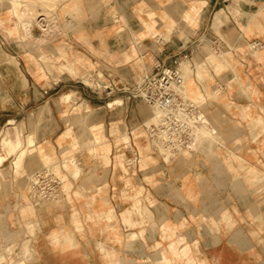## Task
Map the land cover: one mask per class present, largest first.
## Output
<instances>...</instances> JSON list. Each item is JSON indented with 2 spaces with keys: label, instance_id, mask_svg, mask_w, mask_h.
<instances>
[{
  "label": "crops",
  "instance_id": "1",
  "mask_svg": "<svg viewBox=\"0 0 264 264\" xmlns=\"http://www.w3.org/2000/svg\"><path fill=\"white\" fill-rule=\"evenodd\" d=\"M43 1L0 0L1 240L12 243L16 217L29 218L14 209L25 198L46 218L39 251L42 231L67 224L102 254L118 255L127 230L159 248L157 264H264V0ZM206 42L223 52L197 85L220 141L166 162L144 128L151 109L119 89L157 64L207 60ZM7 131L35 140L16 190ZM46 167L57 169L60 203L32 202L20 186ZM62 231L53 237L68 239Z\"/></svg>",
  "mask_w": 264,
  "mask_h": 264
},
{
  "label": "rangeland",
  "instance_id": "2",
  "mask_svg": "<svg viewBox=\"0 0 264 264\" xmlns=\"http://www.w3.org/2000/svg\"><path fill=\"white\" fill-rule=\"evenodd\" d=\"M201 47V50L206 51V55H208L207 60L202 61V59L200 60H195L192 61L191 59L185 58L182 59V61H185L184 63H188V68L187 70H185L186 74V80H187V89H188V94L191 96H196L198 94L201 93L200 88H197V85H200V81L197 77V73L199 72L200 69H206L207 65H213V66H218L220 64H222L220 62V60L218 61L219 58L222 57H217L216 55L213 54V50H211L210 45H208L207 43L203 44ZM223 52L219 53L218 55L222 54ZM198 61H200V64H196L198 63ZM202 61V62H201ZM181 62L179 63L178 67L180 68L181 66ZM217 62V63H216ZM216 63V64H215ZM191 66V67H189ZM147 76V75H146ZM145 76H143L142 78H144ZM196 78V81L192 84H188V81L191 78ZM142 78L138 79L141 80ZM136 81V80H135ZM86 84L93 86V82L91 80H85ZM134 82V81H133ZM130 84V83H129ZM194 89V90H193ZM128 96H129V92H125ZM131 97V96H130ZM134 98V97H131ZM134 99H138L140 100V98L135 97ZM71 100H76L75 96L72 98H70L67 101H71ZM142 101V100H140ZM144 102V101H142ZM145 103V102H144ZM147 106H149L147 103H145ZM77 106H75L76 108ZM149 108L151 109L150 111H154L150 106ZM154 121V120H153ZM153 121H145L144 123V128H146V126H149L151 122ZM8 132V131H7ZM7 132L4 133L3 137L7 134ZM9 134V133H8ZM15 137H19L22 139V141L24 142V138H22V134L20 131H18L17 135ZM128 139V138H126ZM163 154V153H162ZM160 152V155L162 156V158L164 157ZM187 154V153H184ZM167 159V160H166ZM163 158L164 161L168 162L169 160H171V158ZM62 167V166H61ZM12 168H13V164H12ZM65 168V167H64ZM23 169V168H22ZM22 169L20 170V173H22ZM52 169L55 171L56 167H52ZM66 169V168H65ZM14 173H15V185H9V189L10 190H16L19 185L17 184V181L19 179L20 176H22L20 173H16L15 168H13ZM67 170V169H66ZM34 172V171H33ZM30 172L28 173V175H26V180L28 181L29 176L33 173ZM56 172V171H55ZM25 179V177H24ZM26 181V182H27ZM5 184L0 183V188H5ZM21 186V185H20ZM7 187V186H6ZM64 188H66V185L64 184L63 186ZM60 189L62 191V186L60 185ZM67 190V189H66ZM24 198V196H23ZM58 202L60 203V201H63L62 198V194L61 197L58 198ZM51 201V200H50ZM42 202H49V201H42ZM53 202V201H52ZM25 204H27V201L24 198V202L18 204L16 203V205L14 206L15 212L16 213H22L23 208L25 206ZM146 208V207H145ZM139 211V210H137ZM145 214H151L150 210L146 208ZM40 216V215H39ZM39 216H29V218H25L24 221L21 222L20 217H16V229L14 231L19 233L22 232H26V236H19L18 234L14 235V238L12 239V243H10V245L7 247L6 246V242L4 243L3 240H1L0 237V255L4 256V261L1 264H104V261L106 259L102 258V248L100 247V244L98 243H87L86 240H84V238L80 237L81 233L74 229L73 227H70V225H65L62 226L60 228L55 227H48L46 230L42 231V235L45 236L46 240H42V242L44 243L46 241V244H48L49 246L46 249L41 250V253L37 247V242L38 239L35 237L36 233L41 229V223L45 222L44 218H41ZM40 218L43 220H40ZM44 224V223H43ZM155 225V223H153ZM33 226V227H32ZM151 226V224H150ZM31 228V229H30ZM134 228V226H130L126 224V229H131ZM34 229V230H32ZM68 230L65 234L63 233L64 231H62L61 233H63L64 235H68V239H65L63 237L59 238V239H55L53 237V233L56 230ZM32 231V233H30ZM78 232V233H77ZM128 231L126 230L125 232V242L121 243V247L118 248L117 252H118V260H119V264L121 261V264H148L149 259H151L153 261V264H157L156 259L154 262V257H155V253L158 252L159 248H155L153 247V245H149L148 243L144 242L142 237H140L142 240L140 241L139 236L132 232L130 234H127ZM133 233H134V238H133ZM79 235V236H78ZM30 238V240H29ZM71 238V239H70ZM25 240H29V243ZM144 242V243H143ZM56 243L60 244V247L57 248H53V245H55ZM27 244L28 247L27 249L24 250V245ZM32 247L34 248V250L32 249ZM183 246L179 247V249L181 250ZM29 252H28V251ZM185 250V249H184ZM43 251V252H42ZM163 251H165V249H163ZM23 252H27L28 257L31 254V256H33V260L29 261V259L26 257L27 255H24ZM166 252V251H165ZM190 252L191 254H193L194 256H198V250L196 248H190ZM168 253V252H167ZM122 255V257H121ZM120 257V258H119ZM174 261H178L180 259L177 258H173ZM33 262V263H32ZM183 260L181 261L182 264Z\"/></svg>",
  "mask_w": 264,
  "mask_h": 264
},
{
  "label": "built area",
  "instance_id": "3",
  "mask_svg": "<svg viewBox=\"0 0 264 264\" xmlns=\"http://www.w3.org/2000/svg\"><path fill=\"white\" fill-rule=\"evenodd\" d=\"M184 83L178 66L157 64L155 73L119 89L128 91L129 97L140 98L154 110L155 119L145 128L150 145L159 154L161 150L171 153L172 158L195 152L194 129L203 123L204 113L199 104L181 96L177 90ZM39 173L35 198L41 202L58 199L62 194L60 178L47 168H42Z\"/></svg>",
  "mask_w": 264,
  "mask_h": 264
},
{
  "label": "bare ground",
  "instance_id": "4",
  "mask_svg": "<svg viewBox=\"0 0 264 264\" xmlns=\"http://www.w3.org/2000/svg\"><path fill=\"white\" fill-rule=\"evenodd\" d=\"M39 1H41V0H39ZM45 1V0H44ZM43 1V2H44ZM22 2H23V0H22ZM22 2H20V3H22ZM25 2V1H24ZM42 2V3H43ZM44 3H46V2H44ZM23 7V6H22ZM24 8V7H23ZM22 8V9H23ZM21 11V10H20ZM29 11V10H28ZM32 12V11H31ZM46 11H44V13H45ZM24 14L26 13V12H23ZM42 13H43V10H42ZM43 13V14H44ZM47 13V15L49 14V12L47 11L46 12ZM45 13V14H46ZM30 14H32V13H30ZM46 15V16H47ZM208 45H210V48H211V50H213V52H214V54L215 55H217V54H219L218 52V50H216L215 49V47H213V42H211V43H208V42H206ZM203 44H205V43H203ZM203 44H201V46L203 45ZM247 44V43H246ZM255 45H257V44H250L249 45V47L253 50V48H255ZM222 51H220V53H221ZM185 61H182L181 62V66H180V68L178 67V69L180 70V72H181V74H182V76H183V78H184V80H185V83H184V85H182V86H179V87H177V90H178V92H179V94L181 95V96H183V97H185V98H191V100H193V101H195L197 104H199V106L201 107V108H203V106H204V104H205V102H206V99L203 97V95H202V93H200V94H198V95H196V96H193V95H189L188 94V89H187V86H186V84H187V80H186V76H185V74H186V72H185V70H187V68H188V63H187V61H186V63H184ZM196 64H200V63H196ZM189 67H191V66H189ZM192 68V67H191ZM189 69V68H188ZM204 75H205V73H204V69H200L199 70V72L197 73V77H198V79L199 80H203V78H204ZM143 79V78H142ZM141 79V80H142ZM136 81H140V80H136ZM203 83V82H202ZM66 95V94H65ZM75 95L74 94H67L66 96H65V98H63V99H65V100H69L71 97L73 98ZM136 97V96H135ZM76 98V97H75ZM138 98V97H137ZM141 100V99H140ZM143 101V100H142ZM203 110V109H202ZM249 110V109H248ZM203 112V111H202ZM204 113V112H203ZM249 114V113H248ZM202 118V120H203V123L201 124V125H199L197 128H195L194 129V138H195V148H199V147H203L204 145H210V144H214V143H216V142H219L220 141V138H219V133H218V129L216 128V126H214L213 124H212V122H211V120L208 118V116L206 115L205 116V114H203V116L201 117ZM155 119V112L154 111H152L151 113H150V115H149V117L146 119L147 120V122L148 121H153ZM145 120V121H146ZM33 124V122H30V125H32ZM151 124V123H150ZM35 126V123H34V125H32V127H34ZM31 130H32V128H30ZM35 130V129H34ZM34 133V131H31V133ZM27 135H29V134H27ZM221 135V134H220ZM26 137V136H25ZM224 140V139H223ZM2 145L4 146V148H6L7 149V153L8 154H14L15 155V157H14V159H13V168H15V171H16V173H20V170L23 168V163H24V160L28 157V158H33V156H34V154L36 153V148H35V140H34V137L33 136H27L26 138H25V140H24V142L22 141V139L21 138H19V137H15L14 139H12L11 137H10V134H8V132H7V134L3 137V139H2ZM161 152V154L164 156L163 158H171L172 157V154L171 153H169V152H165V151H163V150H161L160 151ZM4 155H2V154H0V164L2 163V161L4 160ZM167 160V159H166ZM29 162V161H28ZM32 162V161H31ZM30 162V163H31ZM75 162V161H74ZM29 164V163H28ZM32 164V163H31ZM73 161H71L70 163H66L65 161H64V163H63V165H62V167L64 168H66L67 170L69 169L70 170V166L72 165L73 166ZM76 164V163H75ZM30 166H32V165H30ZM72 166H71V169H72ZM47 168V170L48 171H50L52 174H54L55 176H57L58 178H60L58 175H57V173L52 169V168H50V167H46ZM64 168V170H66ZM41 169L42 168H39L38 170H35L34 172H33V174L32 175H30L29 176V178H28V181H27V183L26 184H23L22 183V187H24L25 185H27L28 186V189H29V192H30V194L29 195H32L31 196V201L32 202H35V203H40L41 202V200L40 199H37V198H35V196L33 195V194H35V186H36V183H39V176H40V173H39V171H41ZM57 170V169H56ZM66 170V171H67ZM24 173V172H23ZM23 173H20L21 175H23ZM27 173V172H26ZM25 173V174H26ZM0 174H2V172H0ZM73 175L74 176H79L80 175V169L78 168V167H76L75 168V170H74V172H73ZM24 179V178H23ZM26 179V178H25ZM61 181V180H60ZM27 192V191H26ZM28 196V195H27ZM61 196H58L57 198H60ZM33 200H35V201H33ZM43 201H48V200H43ZM53 201H59L58 199H54ZM24 211H22V213H23V216H26L25 214H27V215H29V216H34V211H33V207H32V205H28V206H26L24 209H23ZM29 211V212H28ZM41 216V215H40ZM40 220H42L41 218H40ZM44 220L46 221V218H44ZM48 220V219H47ZM42 222H43V220H42ZM44 224L46 223V222H43ZM43 223H41L42 225H44ZM33 227V226H32ZM31 229V228H30ZM32 230H34V229H32ZM30 233H32V231L30 232ZM38 233V232H37ZM37 233H36V238H37ZM5 237V236H4ZM133 238H134V235H133ZM29 240H30V238H29ZM29 240L27 241V240H25V242L27 241L28 243H29ZM10 244H6V246L8 247ZM59 245L60 244H58V243H56L55 245H53V248H57V247H59ZM24 250L25 249H27V247H28V245L27 244H25L24 246ZM32 249L34 250V248L32 247ZM28 251V250H27ZM104 252H103V255H102V258H104V259H106L105 260V263L106 264H119V260H118V255L115 253V250H108V249H105V250H103ZM29 252V251H28ZM24 253V255H27L26 257L29 259V261H32L33 260V256H31V254L29 255V257H28V254H27V252L25 253V252H23ZM40 253H41V251H40ZM121 257H122V255H121ZM120 258V257H119ZM4 259V256H2V255H0V262L2 261ZM121 261H122V258H121ZM121 261H120V264H121ZM33 263V262H32ZM148 264H150V262L148 261Z\"/></svg>",
  "mask_w": 264,
  "mask_h": 264
}]
</instances>
